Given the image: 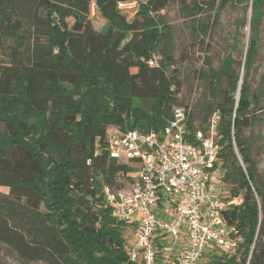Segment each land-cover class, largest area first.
Returning <instances> with one entry per match:
<instances>
[{
    "label": "trees",
    "instance_id": "1",
    "mask_svg": "<svg viewBox=\"0 0 264 264\" xmlns=\"http://www.w3.org/2000/svg\"><path fill=\"white\" fill-rule=\"evenodd\" d=\"M130 1L0 0V50L13 44L9 64L0 65V244L23 262L133 264L125 223L104 207L100 189L121 187L117 180L133 168L108 156L107 136L111 127L158 133L172 109L184 106L171 27L161 15L172 0L139 1L128 20L120 5ZM263 3L253 1L245 75L235 74L228 55L204 75L218 101L198 126L184 107L189 128L204 137L217 116V162L229 203L222 219L239 239L238 256L215 248L206 264H264V187L243 138L260 125L264 87L250 95L246 75ZM92 6L107 24L103 32L92 27Z\"/></svg>",
    "mask_w": 264,
    "mask_h": 264
},
{
    "label": "built area",
    "instance_id": "2",
    "mask_svg": "<svg viewBox=\"0 0 264 264\" xmlns=\"http://www.w3.org/2000/svg\"><path fill=\"white\" fill-rule=\"evenodd\" d=\"M187 119L184 107H174L158 133L114 127L107 136L108 156L133 168L126 186L102 188L112 217L137 226L126 247L133 264H200L215 248L232 253L239 247L222 219L229 203L217 162V116L207 137L189 128Z\"/></svg>",
    "mask_w": 264,
    "mask_h": 264
},
{
    "label": "rangeland",
    "instance_id": "3",
    "mask_svg": "<svg viewBox=\"0 0 264 264\" xmlns=\"http://www.w3.org/2000/svg\"><path fill=\"white\" fill-rule=\"evenodd\" d=\"M139 1L145 0H131L125 5L127 10L123 11V14L128 20L132 18L134 8ZM179 1L172 0L161 15L171 27L170 52L181 81L179 99L189 112H193L195 125L198 126L206 113V107L218 101L217 97L212 96L210 83L204 77L207 70L215 71L223 59L230 55L234 60L235 74L240 77L245 75L242 63L250 35L249 22L254 0H228L225 4H223L224 0H184L183 6ZM195 6L198 8L195 9ZM257 12L260 16L257 29V55L246 75V85L250 95L262 91L264 87L261 82L264 74V3ZM89 17L96 32H103L106 29V22L94 11L93 6ZM71 23L72 21L68 20V24ZM199 26H202L203 30L199 29ZM11 46L13 44L8 42L6 47L0 50V65L9 64ZM227 83L226 78L221 81L222 89L226 88ZM260 106L261 109L257 110L260 125L244 131L243 138L249 144L251 159L256 163L257 182L264 187V98ZM97 181L102 184V177H97ZM121 182L122 186L127 185L126 180ZM104 186L102 184L101 191ZM136 232L135 224H124L122 235L127 248L135 241ZM235 254L238 256L239 253L232 252L228 257ZM206 263L208 258L205 254L200 264ZM0 264L43 263L23 262L8 247L0 244Z\"/></svg>",
    "mask_w": 264,
    "mask_h": 264
}]
</instances>
